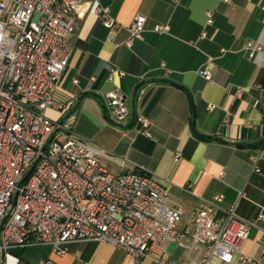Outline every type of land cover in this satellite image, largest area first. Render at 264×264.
<instances>
[{
	"label": "crops",
	"instance_id": "1",
	"mask_svg": "<svg viewBox=\"0 0 264 264\" xmlns=\"http://www.w3.org/2000/svg\"><path fill=\"white\" fill-rule=\"evenodd\" d=\"M98 2L108 7L115 26H104L89 4L80 8L55 92L64 108H48L46 114L68 122L88 140L108 172L141 167L156 176L183 208L180 227L192 223L216 196L222 200L212 211L215 219L237 202L238 217L252 224L241 248L251 261L236 255L230 264H264V53L251 59L244 49L253 41L264 52V0ZM136 14L146 22L128 47V27ZM156 26L169 30L155 32ZM114 68L124 75L111 73ZM200 69L211 72L210 81L198 75ZM113 89L130 109L126 125L107 115L103 95ZM137 115L149 121L150 136L137 131ZM259 154L253 164L250 157ZM185 255L183 248L169 244L159 262L143 258L139 264L182 262ZM46 259L52 264L131 262L130 255L98 241L71 242L62 255L42 245L0 254V264Z\"/></svg>",
	"mask_w": 264,
	"mask_h": 264
},
{
	"label": "built area",
	"instance_id": "2",
	"mask_svg": "<svg viewBox=\"0 0 264 264\" xmlns=\"http://www.w3.org/2000/svg\"><path fill=\"white\" fill-rule=\"evenodd\" d=\"M85 4L104 26H115L108 7L98 0H0V254L42 245L62 255L71 242L98 241L130 255V264L143 258L159 262L169 244L186 252L182 262L170 264H230L236 255L249 263L241 248L252 224L238 217L237 202L215 219L212 211L222 200L216 196L192 223L180 227L183 208L156 176L141 167L108 172L88 140L68 122L46 114L48 108L63 111L55 92L70 56L76 16ZM206 16L212 23V13ZM145 22L144 16H133L128 47ZM244 49L251 59L264 53L253 41ZM111 73L124 75L115 68ZM198 75L212 78L208 69ZM103 100L109 119L126 125L131 112L124 95L113 89ZM135 120L137 131L150 136L149 121L142 115ZM185 190L190 192V184Z\"/></svg>",
	"mask_w": 264,
	"mask_h": 264
},
{
	"label": "rangeland",
	"instance_id": "3",
	"mask_svg": "<svg viewBox=\"0 0 264 264\" xmlns=\"http://www.w3.org/2000/svg\"><path fill=\"white\" fill-rule=\"evenodd\" d=\"M59 137H60V138H63L64 136H63V135H60Z\"/></svg>",
	"mask_w": 264,
	"mask_h": 264
},
{
	"label": "trees",
	"instance_id": "4",
	"mask_svg": "<svg viewBox=\"0 0 264 264\" xmlns=\"http://www.w3.org/2000/svg\"><path fill=\"white\" fill-rule=\"evenodd\" d=\"M199 137H201V138H203V136H201V135H198Z\"/></svg>",
	"mask_w": 264,
	"mask_h": 264
}]
</instances>
